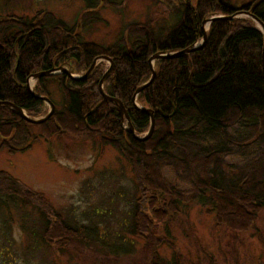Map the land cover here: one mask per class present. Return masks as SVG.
<instances>
[{
	"label": "trees",
	"instance_id": "16d2710c",
	"mask_svg": "<svg viewBox=\"0 0 264 264\" xmlns=\"http://www.w3.org/2000/svg\"><path fill=\"white\" fill-rule=\"evenodd\" d=\"M84 2L81 25L87 26L98 18L93 7L99 0ZM177 2L170 4L176 14L173 22L156 27L153 18L131 21L107 44L82 38L75 29L77 22L69 24L50 10L32 17L1 14L0 100H10L32 116L40 115L45 100L27 87L30 74L69 62L74 70H86L97 56L107 55L114 69L104 80V91L123 102L134 131L144 134L150 116L135 104L133 93L151 75L152 53L198 42L202 20L211 14L225 16L243 8L264 22V0ZM208 29L201 46L154 58V77L135 98L141 107L154 112V128L147 138L128 131L118 104L100 92L98 80L104 70L100 62L86 77L73 78L60 71L36 78L33 91L54 103L51 116L39 124L0 103V150L27 146L29 139L37 137L32 135L34 125L44 127L46 137L66 131L99 135L101 144L116 149L129 164L135 183L130 230L140 237L145 234L152 264H181L179 256L166 261L157 251L161 240L150 244L148 237L183 202L210 203L218 223L224 221L237 229L248 226L264 205L263 32L246 15L214 18ZM50 80L57 83L59 98L51 95ZM166 167L173 178L164 173ZM0 193V211L14 194L21 195L22 206L30 203L39 209V227L30 229V248L23 252L25 257L30 254V262L23 259L26 264H59L57 258L43 253L34 256L39 243L61 252L74 239L82 242L89 224L54 210L42 193L5 169H0ZM112 246L117 251L119 245Z\"/></svg>",
	"mask_w": 264,
	"mask_h": 264
},
{
	"label": "rangeland",
	"instance_id": "374dc122",
	"mask_svg": "<svg viewBox=\"0 0 264 264\" xmlns=\"http://www.w3.org/2000/svg\"><path fill=\"white\" fill-rule=\"evenodd\" d=\"M232 1L241 4L246 0ZM173 3L178 2L99 0L93 7L98 18L87 26L81 25L86 12L84 0H0V15L13 13L32 17L50 10L69 24L77 22L75 29L82 38L107 44L131 21L142 23L153 18L156 27L173 22L176 16L170 6ZM99 62L105 72L109 60L98 58L94 65ZM69 63L65 66L74 74H84L87 70H74ZM28 78L32 88L37 77ZM49 87L51 95L59 98L61 91L57 83L50 80ZM44 103L43 113L35 117L49 110V103ZM32 128V135L37 134V137L29 139L27 146L17 147L15 151L0 150V169L8 170L23 184L42 193L54 210L81 224H89L84 227L82 242L74 239L61 252L54 246L39 243L34 256L39 258L43 253L50 259L57 258L59 264H152L145 234L140 237L130 230L135 183L124 158L111 145L101 144L99 135L66 131L46 137L41 125ZM164 173L173 178L169 168L166 167ZM20 196H10L8 206L0 211V264H26V259L30 262V254L25 257L23 252L25 247L30 248V229L39 227L40 212L37 205L22 206ZM210 207V203L201 204L197 200L183 202L177 213L157 224L152 236L148 233L150 244L161 240L158 253L170 262L179 256L181 264H264V205L254 220L241 229L224 221L218 223ZM114 243L119 245L117 251L112 250Z\"/></svg>",
	"mask_w": 264,
	"mask_h": 264
},
{
	"label": "water",
	"instance_id": "95a60500",
	"mask_svg": "<svg viewBox=\"0 0 264 264\" xmlns=\"http://www.w3.org/2000/svg\"><path fill=\"white\" fill-rule=\"evenodd\" d=\"M248 15L249 17H251L257 24L258 26L260 27V29L262 30L263 32V45H262V53H261V58H262V67H263V70H264V22L260 19V17L258 15H256L254 12H252L251 10L249 9H238L236 11H234L233 13L231 14H226L225 16L223 14H211L207 17H205L203 20H202V24H201V27H202V37H201V40L199 42H196L194 43L193 45L191 46H186L184 48H181L179 50H174V51H170V52H165V51H156L154 53H152L150 56H149V63H150V67H151V75L150 77L142 82L141 84H139L134 93H133V99L135 101V104L142 108L145 112H147L150 116V124H149V127L148 129L146 130V132L142 135H138L136 134V132L134 131V126L132 125L131 123V120H130V117H129V114L128 112L126 111L125 107H124V104L123 102L116 96H113V95H110V94H107L104 89L102 88V83L104 81V79L106 78V76L114 69V61L112 60L111 57L107 56V55H100L98 57H96L92 63L90 64V66L87 68L86 72L84 74H80V75H77V74H74L72 73V69L65 66V65H59V66H54V67H51L49 69H45V70H41V71H36V72H33L32 74H30L31 76L33 77H38V76H41V75H46V74H49V73H55V72H60V71H63L65 72L66 74H68L70 77H73V78H78V77H86L92 66L94 65V63L96 62V60L99 58H106L109 60L110 62V65L109 67L107 68V70H105V72H103V74L100 76L99 80H98V87H99V90L100 92L104 95L105 98L111 100V101H114L118 104V107H119V110H120V113L121 115L123 116V118H125V127L128 129V131L134 133L138 138H147L151 135L152 131H153V128H154V123H155V117H154V112H153V109L152 108H149V107H144V106H140L138 104V102L135 100L136 98V95L137 93L145 86L147 85L151 80L152 78L154 77V74H155V68L153 66V59L154 58H157V57H161V56H174V55H178V54H181V53H184L186 51H189L191 49H194L195 47H199L201 46L206 38H207V27L209 25V22L211 20H213L214 18H217V17H234V16H238V15ZM205 24H206V27H205ZM28 79L27 78V82H26V85L27 87L37 96V97H41L42 99H44L46 102L49 103L50 105V108L49 110H47L43 115L39 116V117H35V116H32L30 114L27 113V111L20 105L10 101V100H0V103H6V104H9L11 105L13 108H15V110L19 113L20 116L24 117L25 119H27L28 121L30 122H41V121H44L45 119H47L53 112L54 110V103L52 102V100H50V98L45 95V94H39V93H35L33 91V89L29 86L28 84Z\"/></svg>",
	"mask_w": 264,
	"mask_h": 264
},
{
	"label": "bare ground",
	"instance_id": "6f19581e",
	"mask_svg": "<svg viewBox=\"0 0 264 264\" xmlns=\"http://www.w3.org/2000/svg\"><path fill=\"white\" fill-rule=\"evenodd\" d=\"M205 27H206V24H205ZM210 27V26H209ZM209 30V29H208Z\"/></svg>",
	"mask_w": 264,
	"mask_h": 264
},
{
	"label": "flooded vegetation",
	"instance_id": "af4514ba",
	"mask_svg": "<svg viewBox=\"0 0 264 264\" xmlns=\"http://www.w3.org/2000/svg\"><path fill=\"white\" fill-rule=\"evenodd\" d=\"M72 73H73V72H72ZM77 75H78V74H77ZM29 76H30V75H29ZM29 76H28V77H29Z\"/></svg>",
	"mask_w": 264,
	"mask_h": 264
}]
</instances>
